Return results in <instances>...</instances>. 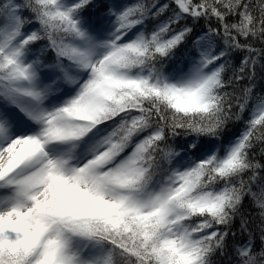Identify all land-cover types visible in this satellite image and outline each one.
I'll list each match as a JSON object with an SVG mask.
<instances>
[{
  "label": "snow or ice",
  "instance_id": "1",
  "mask_svg": "<svg viewBox=\"0 0 264 264\" xmlns=\"http://www.w3.org/2000/svg\"><path fill=\"white\" fill-rule=\"evenodd\" d=\"M258 65L264 0H0V264H264Z\"/></svg>",
  "mask_w": 264,
  "mask_h": 264
},
{
  "label": "trees",
  "instance_id": "2",
  "mask_svg": "<svg viewBox=\"0 0 264 264\" xmlns=\"http://www.w3.org/2000/svg\"><path fill=\"white\" fill-rule=\"evenodd\" d=\"M94 2L95 3H101L102 0H94ZM94 11H103V9H99V10L89 9V12L86 13V15L92 14ZM212 25L213 26L216 25L215 20H213ZM149 27H151V24H149ZM202 27H206L205 22L203 20L200 21V23L196 25V30L199 31ZM37 47H39V45H37ZM181 51H183V50L181 49ZM243 55H244L243 53L236 54V56L234 58V63H236L238 65L239 60L243 57ZM45 56L49 62L53 59V56L51 53H46ZM179 56H180V52L177 53V59L176 60H174V61L165 60L164 61V64L169 68V70H171L172 67L176 66L179 63V60H178ZM231 76H232V72L229 71L226 78L231 77ZM245 87H254L255 92H257V93L261 92V90L264 89V70H261L259 65L257 66L255 80H249V79L245 78L244 80H242L238 84L234 85V87L227 88L226 91L232 92L235 88V90L237 92H239L240 89L245 88ZM233 111H236V109L234 108ZM241 128H242V124H240V123H230L229 127L226 131V134H225V143L227 142V139L231 136L232 133L237 132ZM187 142H188V138L182 135V136L176 138V142L173 144V147H176L177 151H180L181 149L178 147V145H183ZM258 155H259V148H257V156ZM240 211H241V214L244 216L245 219H251L252 227H253V229H255V226H256V224H258L260 218L258 216V209L253 206L252 201L250 199L245 200L243 207L241 208ZM238 227H239V217L237 218V220L235 222V226L232 229V231L236 232L237 235L235 236V238H233L231 236V234L229 235V237H228L229 246H231L233 244L234 239L236 241H239L241 239L246 238V236L240 235V233L238 231ZM257 243H259V241H257ZM214 259H216L217 261H220L221 257L219 255H217ZM225 264H226V262H225Z\"/></svg>",
  "mask_w": 264,
  "mask_h": 264
}]
</instances>
